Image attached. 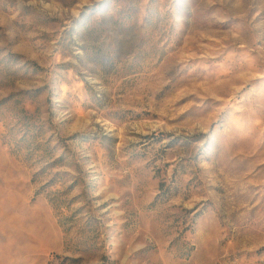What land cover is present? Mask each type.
Segmentation results:
<instances>
[{
    "label": "rangeland",
    "instance_id": "1",
    "mask_svg": "<svg viewBox=\"0 0 264 264\" xmlns=\"http://www.w3.org/2000/svg\"><path fill=\"white\" fill-rule=\"evenodd\" d=\"M0 264H264V0H0Z\"/></svg>",
    "mask_w": 264,
    "mask_h": 264
}]
</instances>
